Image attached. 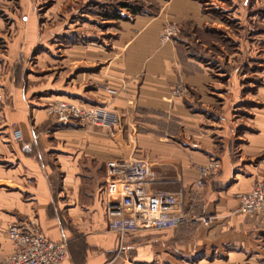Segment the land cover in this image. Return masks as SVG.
<instances>
[{
    "label": "rangeland",
    "instance_id": "1",
    "mask_svg": "<svg viewBox=\"0 0 264 264\" xmlns=\"http://www.w3.org/2000/svg\"><path fill=\"white\" fill-rule=\"evenodd\" d=\"M192 1L200 9L198 20L171 17L173 0H0V75L19 81L32 73L68 85L76 93L83 85L86 90L94 89L92 77L99 72L103 88L109 64L119 61L132 41L124 38L125 33L132 30L136 36L142 31L135 25L139 16L156 22L164 15L159 47L176 46L184 64L193 62L197 71L207 74L202 86L194 87L179 77L170 89L173 100H183L192 113L204 117L201 133L191 136L201 142L209 138L217 153L224 152L221 139L227 138L231 160L240 161L237 167L246 171L239 178L253 180L255 172H264L260 168L264 149L251 155L240 144L247 143L251 133L264 129V0ZM135 8L138 14L133 12ZM173 28L174 33L165 38ZM0 96L1 142L6 129L19 128V124L10 125L2 112L10 104L9 98L1 89ZM60 99L64 98L48 101L47 108ZM76 100L73 102L86 108L106 111V123H62L51 115L52 128L97 133L135 145L138 136L132 122L126 135L118 130L126 128L125 118L135 120L136 99L127 113L112 101ZM224 129L228 130L226 138ZM175 134L179 142L188 139L185 132ZM5 138L11 145L6 149L0 146V244L6 239V226L16 219H38L40 209L35 172L17 156L16 142L20 140ZM214 203L210 211L203 207L191 212L213 215L209 225L188 221L176 229L137 231L119 242L116 258L122 264H264V224H248L247 214L238 212L237 205L216 210L217 201Z\"/></svg>",
    "mask_w": 264,
    "mask_h": 264
},
{
    "label": "crops",
    "instance_id": "2",
    "mask_svg": "<svg viewBox=\"0 0 264 264\" xmlns=\"http://www.w3.org/2000/svg\"><path fill=\"white\" fill-rule=\"evenodd\" d=\"M171 9V17L177 20L201 18L198 3L192 0H173ZM139 17L135 25L142 31L136 36L132 30L125 33L124 38L132 41L121 59L109 64L103 88L100 87L99 72L92 77L94 89L86 90L83 85L77 87L76 93L68 85L43 80L32 73L19 81H10L6 75H0L4 79L0 81V89L10 101L2 112L10 125L19 124L16 129H20L23 136L20 142L15 141L19 145L17 156L29 170H34L38 181L35 194L40 199L39 223L50 239L66 242L69 248V255L62 264H122L115 256L119 236L109 228L106 217V165L114 157L134 155L151 161L158 175L157 187L182 190L190 213L199 212L203 207L210 211L216 201V210L238 206L234 194L248 191L256 180L264 178V172L260 173L262 170L255 172L258 174L253 175V180L239 178L246 171L237 167L240 161L236 163L230 158L228 130L222 131L226 132V139H221L224 152L220 153L215 151V144L209 138L201 142L191 136L201 133L199 129L204 117L192 113L183 100H173L170 89L179 77L194 87L202 86L207 81V74L197 71L193 62L184 64L176 46L159 47L158 34L164 15L156 22ZM82 75L83 79L84 72ZM79 76L77 79L81 81ZM55 97L68 101L84 98L93 103L112 101L126 113L132 110L130 102L136 99L135 120L125 118L126 128L122 126L118 130V134L126 135L132 122L138 136L135 145L132 147L125 139L123 144L117 138L99 137L97 133L82 134L76 130L52 128L49 123L54 115L47 105ZM16 129L11 126L6 129L4 140L0 142L2 149L11 145L6 142L9 140L6 135L13 140L16 138ZM178 131L187 135L188 139L183 143L175 139ZM240 145L251 155L263 150L264 129L251 133L247 143ZM210 159L222 162V172L198 188L196 165ZM261 167L264 168V160ZM245 216L248 224H264V214ZM7 230L8 226L5 228L6 239L0 244V255L13 251Z\"/></svg>",
    "mask_w": 264,
    "mask_h": 264
},
{
    "label": "built area",
    "instance_id": "3",
    "mask_svg": "<svg viewBox=\"0 0 264 264\" xmlns=\"http://www.w3.org/2000/svg\"><path fill=\"white\" fill-rule=\"evenodd\" d=\"M173 33L174 28L164 34L165 38ZM49 110L62 123L82 121L103 125L108 117L106 111L64 99L55 101ZM14 134L16 139L23 140L20 129ZM155 168L148 159L134 155L117 156L107 162L106 217L120 243L129 233L139 230L175 229L188 221L209 225L214 218L191 215L182 190L157 187ZM222 169L219 159L197 164L196 186L203 187L207 179L219 176ZM237 201L238 212L249 216L264 214V178L256 180L248 191L238 193ZM7 231L13 251L0 257V264H62L69 255L67 243L50 239L38 219L16 220L8 225Z\"/></svg>",
    "mask_w": 264,
    "mask_h": 264
},
{
    "label": "trees",
    "instance_id": "4",
    "mask_svg": "<svg viewBox=\"0 0 264 264\" xmlns=\"http://www.w3.org/2000/svg\"><path fill=\"white\" fill-rule=\"evenodd\" d=\"M133 12H134L135 14H138L139 11H138V9L135 8V9H133Z\"/></svg>",
    "mask_w": 264,
    "mask_h": 264
}]
</instances>
